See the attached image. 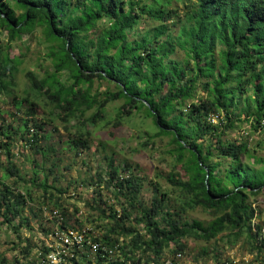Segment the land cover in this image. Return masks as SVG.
Listing matches in <instances>:
<instances>
[{"label": "trees", "instance_id": "trees-1", "mask_svg": "<svg viewBox=\"0 0 264 264\" xmlns=\"http://www.w3.org/2000/svg\"><path fill=\"white\" fill-rule=\"evenodd\" d=\"M0 33L1 96L16 87L22 58L10 54L15 43L27 36L43 54L42 75L26 71L25 95H12V112L0 110V226L14 237V253L29 257L36 232L47 234L43 206L61 214L58 229L88 228L95 241L116 247L112 254L85 251L72 264H160L176 252L185 256L186 237L209 242L224 231L236 240L245 235L256 255L264 250V224L255 223L264 196V156L257 153L264 150V0H0ZM116 102L110 119L107 108ZM135 117L153 129L143 132L142 148L166 140V181L177 197L171 201L153 183L146 200L137 166L108 155L92 184V209L104 224L83 220L64 199L70 184L56 175L58 144L78 156L91 150L95 131L111 125L114 136ZM54 121L67 133L55 145L45 129ZM243 123L250 127L245 138H226ZM30 152L39 162L31 161L34 177L26 181L18 161ZM32 189L41 192L37 200ZM196 208L214 219L189 223L185 214Z\"/></svg>", "mask_w": 264, "mask_h": 264}, {"label": "rangeland", "instance_id": "rangeland-1", "mask_svg": "<svg viewBox=\"0 0 264 264\" xmlns=\"http://www.w3.org/2000/svg\"><path fill=\"white\" fill-rule=\"evenodd\" d=\"M0 39H5L4 33H0ZM10 54L11 56L20 54L22 58V63L14 75L16 87H14V92L12 94L17 98H22L28 87L24 74L26 71H34L42 75L41 71L38 70V63H40L39 59L43 54L37 43L27 36H25L21 42L15 43ZM98 86L99 85H96L95 87ZM105 86V84L101 85L100 90L105 89ZM12 95L9 97L0 95V110L5 113L13 111V107L10 105L11 99L13 98ZM38 103L40 107L36 110V116L38 120L41 121V119H45V117H42L43 100L38 99ZM119 105L120 103L116 102L108 106L107 113L110 119L113 118L114 110ZM215 122L216 121H214V123ZM249 128L248 124L243 123L240 125V128L227 132L226 138L231 140H242L246 137ZM45 129L50 133V141L54 145L57 139H67V133L59 121L46 123ZM152 130L150 120L144 121L140 117H135L127 120L122 127L114 130V136H111L109 133L112 131L111 125L95 131L89 139L91 150L84 151L78 156L67 149L64 150L62 145L58 144V147H61L60 151L62 154L59 156L60 162H58L56 168V175L58 174L61 178L60 183H62V185H66L67 183L70 184L69 192L64 196V199L67 203H74L78 207L83 220L87 218L93 221L95 225L104 224V222L99 219L96 211L92 209V207H94L92 197L96 196L93 192L98 189L92 184L96 181L95 175L105 168L104 157L108 155L113 156L117 160H126L137 166V168H133V171L132 169L131 171L146 179L143 189V197L146 200L150 198L151 184L153 183H158L161 191L167 193L171 201L177 197V192H174L166 181V176L171 171V160L164 154L162 148L166 140L156 141L154 146L148 145L146 148H142L146 140L143 132H152ZM258 138L257 135H252L250 140L252 139L255 142ZM257 153L264 156V150H259ZM32 160L39 162V158L33 156V152H30L21 154V160L20 162L18 161L19 164L23 162V164H21L22 168L20 169V175L26 181L34 177ZM3 162L4 160L0 156V163ZM47 166L49 165L47 164ZM53 172L54 175L48 176L49 182L52 181V177L55 176V169ZM44 173H46V171ZM44 173L41 171L37 173V179H43ZM175 173L178 175L180 174L178 169L175 170ZM2 174V169L0 168V177ZM9 180L10 179H8V181ZM40 193V190L32 189V195L36 197L34 198L35 200H37ZM102 193L105 200L109 199V202H113V199H111L110 195H108L105 190H103ZM257 204L259 205H257L259 214L255 223L264 224V196H259ZM185 218L189 223L198 221L205 226L214 219V216L209 212L196 208L187 211ZM94 230L96 233H100L99 229L95 228ZM26 236H28V234H26ZM13 239L14 237L6 228L0 226V254L5 255L6 258H13L14 255L17 254L11 250L14 242ZM182 242L185 246L183 264H216L215 256L220 262H226L227 264H258V256L250 249L251 246L245 235L236 240L231 233L224 231L209 242L194 238L193 236L186 237Z\"/></svg>", "mask_w": 264, "mask_h": 264}, {"label": "built area", "instance_id": "built-area-1", "mask_svg": "<svg viewBox=\"0 0 264 264\" xmlns=\"http://www.w3.org/2000/svg\"><path fill=\"white\" fill-rule=\"evenodd\" d=\"M33 134V129L29 130ZM41 214L44 218L47 234L41 232L38 235L37 247L29 257H21L16 254V261L13 258H6V262L0 264H72V259L81 253L88 251L91 254L105 252L112 254L116 247H106L93 239V234L88 228H66L58 229L62 222L59 211L41 207ZM5 228V227H4ZM27 233H25L26 235ZM261 235H259V239ZM258 256V264H264V250ZM184 254L176 252L168 255L160 264H183Z\"/></svg>", "mask_w": 264, "mask_h": 264}]
</instances>
